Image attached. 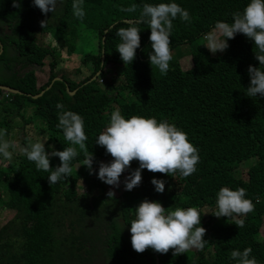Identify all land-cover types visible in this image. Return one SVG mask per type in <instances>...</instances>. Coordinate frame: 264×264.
<instances>
[{"label": "trees", "instance_id": "trees-1", "mask_svg": "<svg viewBox=\"0 0 264 264\" xmlns=\"http://www.w3.org/2000/svg\"><path fill=\"white\" fill-rule=\"evenodd\" d=\"M20 2L18 9L12 0H0V46L4 45L0 54V83L20 90L25 96H7L0 90V99L5 94L20 108L25 98L31 100L48 129L62 133L56 127L57 103H62L64 110L79 112L85 120L88 148L94 154L98 152L94 139L108 121L105 112L110 111L111 101L126 119L139 115L175 124L198 149L199 163L192 175L182 177L176 173L172 177L143 169L136 194L159 201L165 208H198L201 226L206 229L204 249H192L178 256H173L171 250L167 254L152 249L137 253L129 232L135 209L125 202L117 217L104 221L108 230L107 264H156L157 258L160 264H235L231 251L245 247H251V256L258 264H264V239L259 240L264 217V97L244 94L250 82L248 66L259 67L254 42L237 33L235 42L228 43L224 53L212 55L203 45L206 43L200 41L192 50L189 69L184 70L180 60H175L166 74L157 76L147 64L152 51L149 26L135 25L142 29L141 43L133 62L126 65L116 50L121 41L115 34L118 28L129 26L124 18L140 16L143 4L175 2L189 12L191 20L178 17L173 21L170 36L173 49L200 40L218 20L232 22V14L242 11L249 0H83V20L73 15V0H63L54 14L47 15L32 0ZM133 4L137 5L135 12L122 10ZM42 20H47L44 28ZM81 36L97 39L92 52L80 60V68H88L90 77L76 82L71 76L81 73V69L67 73L60 68L63 60L60 44L68 43L67 53L72 56ZM90 43L85 41L84 45L91 47ZM102 50L105 59L104 67L100 68ZM46 57L49 76L37 86L34 71L26 69L41 65ZM6 67L21 68L10 76L5 75ZM97 71L101 72L100 77L109 71L118 82L120 88L115 86V96L102 92L95 82L88 84ZM55 78L62 81L55 82L42 97L36 100L26 97L38 94ZM68 90L74 94L69 95ZM78 153L71 162L72 169L73 164L84 159L83 153ZM137 167L138 161H133L125 171L130 173ZM153 177L165 181L163 193L155 191ZM85 178L87 181L89 176ZM224 186L246 189V198L253 202L254 211L234 219L217 218L209 213L216 210V193ZM57 197L59 201L55 203ZM88 199L86 185L72 172L50 185L25 155L13 163L0 158V210L13 212L0 229V243H4L0 264H17L20 255L26 258V264H76L61 259L59 243L70 241L64 234L66 212L86 209ZM238 218L245 221L242 228L234 224ZM78 224L82 228L81 219ZM82 233L90 247L100 243L97 230Z\"/></svg>", "mask_w": 264, "mask_h": 264}, {"label": "clouds", "instance_id": "clouds-1", "mask_svg": "<svg viewBox=\"0 0 264 264\" xmlns=\"http://www.w3.org/2000/svg\"><path fill=\"white\" fill-rule=\"evenodd\" d=\"M32 2L35 7H38L42 13L47 15L49 12L54 14L57 10L58 3L61 2L60 5H62L63 0H32ZM12 3L18 9L21 7L20 0H12ZM71 9L75 17L83 20L85 16L83 0H73ZM136 9L137 5L133 4L122 10L135 12ZM178 17L183 21L191 20L189 12L178 3L159 2L155 4H143L140 16L135 17V19L124 18L123 20H134L124 21L129 26L120 27L115 33L121 41L116 46V50L119 52L124 64L133 62L136 56V49L140 47V29L135 25L148 24V28L151 29L149 40L152 48V51L149 53V63L151 68L155 66L162 74H166L170 67V61L172 60L170 36L173 29V21ZM46 21L42 20L40 22L42 28L45 27ZM111 27L112 25L110 24L109 28ZM237 33L245 35L254 42L256 48L254 52L255 58L259 61V67L253 65L248 66L247 71L250 82L244 94L251 98L257 97L258 94L264 97V68L261 67L264 66V0H249L242 11H237L232 14V22L223 20L216 21L211 30L203 34V39L206 41V44L203 45L212 54L224 52L229 47L228 40L235 38ZM81 38L83 43L85 41L93 42V40L97 39H85L82 36ZM62 46L64 47L63 50L67 51L68 43H63ZM86 47L90 49L89 46ZM3 52L4 45H2V54ZM187 63L192 65V61L189 59ZM100 65V68L104 67V60L103 63L101 60ZM84 68L79 67L78 69H81L82 72ZM28 70L29 68L26 69V71ZM100 74L101 72L98 73L97 71L91 79L96 77L92 80L90 79L91 81L89 82H95L97 86L105 83V76L100 77ZM106 74L112 78V74L109 71ZM97 77L100 78L97 79ZM112 86L110 87L108 95L112 94L115 96L116 91L111 92ZM112 104L113 102L111 101L109 105L110 111L105 112L108 116L107 123L96 134L98 137L94 139V147L98 151L96 154H93V152L89 153L88 150V137L86 135L87 129L84 117L79 112L75 113L71 110H64V105L58 102L56 105L59 110L56 127L63 131L65 140L71 146L64 147L63 150H56L54 146L50 145L49 147H52L53 150L51 153H48L45 150L44 143L48 139L47 137L33 141L31 138L27 140L26 135H24V140L27 143L21 149L23 155L29 161L34 162L36 170L42 173L45 181L53 185L59 183L64 177H68L71 174V162L79 154L76 147L78 146L84 155V159L73 164V169H85L88 171L87 176L97 175L100 179H97L99 191L102 187L106 191V184L119 187L122 173H124L125 169L131 167L133 161H138L139 167L133 169L125 177L124 187L127 191H131L140 185L143 169H147L152 173L167 174L172 177L176 173H179L182 177H188L196 171V166L199 163L198 149L189 141L186 132L167 120L158 121L154 117L132 115L126 119L121 114L119 108H116V104L114 106ZM7 108V105L0 106V114L2 110ZM1 125L0 120V128ZM6 137L7 130L0 129V157L10 161L13 159V151L9 149H15L17 145ZM100 146L101 149L104 148L106 153L112 157L110 162L106 163L107 158L101 152ZM50 155L59 157L60 164L58 166H51ZM102 159L104 162L100 161ZM98 162L99 169L95 167V164ZM82 165L85 167L81 168ZM83 183L86 185V180H83ZM103 183L104 186H102ZM151 183L154 185L156 192H164V180L153 177ZM86 192L90 199L91 195L88 194L87 186ZM110 195L114 196V192L111 190L108 191V197ZM254 207L253 202L246 198V189L240 187L232 190L224 186L216 193V210L209 213L217 218L227 217L229 219L234 216H247V214L254 211ZM134 209L135 218L130 222V233L132 248L137 253H143L147 249H152L157 253L167 254L171 250L173 256H178L192 249H204L207 242L204 238L206 229L201 226V214L198 208H165L159 201L145 198ZM244 223V219L238 218L235 219L234 224L238 228H242ZM59 244L62 245L63 254L61 259L68 263L69 256L65 252L67 243ZM3 245L4 243H0V255ZM251 253V247H245L243 250H232L230 256L235 261V264H258L256 258L251 256ZM17 264H26V258L20 255L17 259Z\"/></svg>", "mask_w": 264, "mask_h": 264}, {"label": "rangeland", "instance_id": "rangeland-1", "mask_svg": "<svg viewBox=\"0 0 264 264\" xmlns=\"http://www.w3.org/2000/svg\"><path fill=\"white\" fill-rule=\"evenodd\" d=\"M61 4L58 3L57 7ZM137 25V24H136ZM148 25V24H147ZM81 26V25H80ZM79 26V27H80ZM150 29V28H149ZM151 30V29H150ZM140 32H142V29H140ZM50 40V38H48ZM236 40V37L233 39H229L228 43L233 44ZM200 41H203L206 43V41L202 38L198 41L192 42V43H183L179 45L178 47H173L171 49L172 52V60L171 62H174L175 60L179 61L183 67V69H189L190 64L187 63V60L191 59L192 50H194V46L197 45ZM89 43V42H88ZM96 45V39L93 40V42L90 43V49H87V47L84 45L82 38L78 39L77 43V52L76 54L69 56L66 50L62 49V65L61 68H63L67 73H72L76 69L80 67V60L88 54L90 51H92L93 46ZM224 52H219L218 55ZM213 55V54H212ZM49 59L46 57L42 64L37 66L33 65L29 68V70H33L36 76V80L38 82V86L44 84L49 76V65H48ZM148 67L151 68L150 63L148 62ZM143 65V64H142ZM101 66V65H100ZM144 67V66H143ZM21 67H15L13 69L5 68L6 72L5 75L12 76L14 73L16 74L18 70ZM152 69L154 70L155 74L157 76L163 75L159 69L155 66H152ZM65 74V73H64ZM119 73H117V77ZM90 75V71L87 68L82 69V72L77 75H72L71 79L75 81H81L84 78L88 77ZM105 83L98 86L99 89L108 94L110 87L111 92L116 91L115 86L117 88H120V85H118V82L114 79L109 77L108 74H105ZM112 77V75H111ZM4 84L0 83V86H3ZM12 88V87H11ZM16 89V88H12ZM0 90H2L0 88ZM3 91V90H2ZM7 96L13 95L14 97L17 96V94H9L5 92ZM3 97L0 99V106L7 105L8 108L1 111L0 114V120H1V128L0 129H6L7 130V139L10 141L15 142L17 147L15 149H9L10 151H13V159L10 160L11 163H13L16 159H19L23 152L21 149L26 146L27 141L23 142L24 135H26L27 140L31 138L33 141L36 139H42L44 137H47L48 139L44 141L45 143V150L48 153H51L53 150L51 146H54L56 150H63L64 147L71 146L68 141L65 140L64 135L62 132H56L54 130H50L47 127V124L43 118V116L36 112L35 105L31 100L25 98L24 104L20 108L16 104H14L10 99L6 98L5 94H2ZM43 94L40 96L42 97ZM39 98V97H38ZM37 99V98H36ZM116 103L113 102V106ZM111 105V106H112ZM77 151H80L78 146ZM89 153L92 151L88 148ZM101 152L106 156V163L111 161V156L106 153L105 149L102 148ZM94 154V153H93ZM2 158V157H0ZM50 164L51 166H58L60 164L59 157L56 156H49ZM103 161L104 160H100ZM99 161V162H100ZM99 162L95 164V167L99 169ZM245 165L241 167L244 168ZM85 166L82 165L81 168H84ZM87 170L85 169H72V173L80 179V182H83V180H86L87 176ZM129 173L124 171L120 177V185L119 187L111 186L106 184L105 190L103 187L99 191V185H98V176L97 175H91L89 176L88 180L86 181V186L88 188V194L91 195L90 199L86 202V209H78V210H68L65 214V231L64 234L69 237L70 241L67 243V248L65 250L66 254L69 256L68 259L72 261V263L76 264H107V254H106V240L105 236L108 234V230L105 228L104 221H108L114 217L118 216L119 210H121V204L122 203H128L135 208L142 200L147 198L145 195H138L136 194L138 191V187L140 188V185L135 187L131 191L125 190L124 187V180L125 177L128 176ZM100 180V179H99ZM104 186V183L102 184ZM113 191L114 196L108 197V191ZM81 189H79V192ZM99 191V192H98ZM97 196V199H96ZM149 199V198H147ZM150 200V199H149ZM59 201V197L56 200V203ZM96 205V208H95ZM216 207V205H215ZM117 210V211H115ZM115 211L111 215V213ZM99 212V213H98ZM107 215L108 217H105ZM13 216V212L10 210L4 209L0 210V229L1 226H3L5 223H7ZM95 216H98L94 219ZM237 217H232L231 219H234ZM79 219L82 220V228H80L78 221ZM114 222H119L117 220H113ZM97 230L99 234V240L100 243H95L94 248L89 246V241H84L83 239V233L82 231L86 230ZM130 232V230H129ZM264 239V217H263V223L262 228L260 229V235L259 240L262 241Z\"/></svg>", "mask_w": 264, "mask_h": 264}, {"label": "water", "instance_id": "water-1", "mask_svg": "<svg viewBox=\"0 0 264 264\" xmlns=\"http://www.w3.org/2000/svg\"><path fill=\"white\" fill-rule=\"evenodd\" d=\"M124 21H134V20H124ZM107 31V29L105 30V32ZM102 43H104V41L102 40ZM0 54H2V45L0 46ZM101 60H102V63H103V60H104V54H103V50H102V54H101ZM100 71H98V73H99ZM96 77V76H95ZM95 77H93V78H95ZM92 78V79H93ZM91 79V80H92ZM90 80V81H91ZM56 81H62L60 78H56L53 82H51L50 83V85L45 89V90H43V91H41L39 94H37V95H35V96H28V97H31L32 99H36V98H38V97H40L46 90H48L50 87H51V85H53L54 84V82H56ZM90 83V82H89ZM88 83V84H89ZM0 88L4 91V92H7V93H12V94H20V95H25L24 93H22L21 91H19V90H16V89H12L11 87H8V86H0ZM69 91V90H68ZM69 94L70 95H73L74 93H71V92H69ZM27 96V95H26ZM156 264H160V261H159V259L157 258L156 259Z\"/></svg>", "mask_w": 264, "mask_h": 264}]
</instances>
